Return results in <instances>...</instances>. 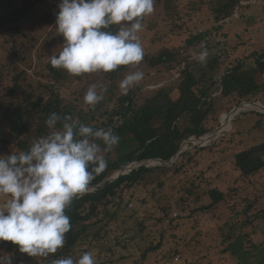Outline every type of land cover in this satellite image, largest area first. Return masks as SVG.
<instances>
[{
  "label": "rangeland",
  "instance_id": "rangeland-1",
  "mask_svg": "<svg viewBox=\"0 0 264 264\" xmlns=\"http://www.w3.org/2000/svg\"><path fill=\"white\" fill-rule=\"evenodd\" d=\"M79 1L72 0L73 5ZM134 1L135 6L140 5L141 1ZM225 1L171 0L168 3V0H147V21L135 27L127 25L124 10L120 19L126 28L121 37L138 48L141 58L113 80L91 66L78 67L83 55L78 50V40L66 36L61 29L60 17L64 12V9L59 11L61 0H11L7 6L0 0L3 19L17 9L27 10V19L16 25L19 32L10 27L0 28V146L7 147L0 150V243L2 234L16 217L12 213L19 214L20 206L37 196L35 188H42L41 174L55 165L58 153L64 152L66 146L77 147L81 156L85 153L91 160L117 157L120 148L117 143L95 144L93 140L111 136L112 129L105 128L111 122V127L118 123L119 116L111 115L126 93L136 95L138 106L142 95L147 96L159 87L170 90L176 99L186 63L194 61L205 65L213 58L219 60L221 69L213 75L219 83L212 97L222 92L227 71L240 62L244 71L253 76L240 84L243 93L264 84V72L255 69V54L264 52V0H239L231 16L216 20L214 9ZM58 53L70 58L67 79L62 85L57 84L45 68ZM80 70H83L82 78L75 79ZM52 84L61 91L63 105L74 111L69 114L68 125L51 135L53 155L38 160L36 165L39 166L32 178L23 171L14 179L16 175L4 165L9 149L12 150L16 142L7 124L15 118L16 109L23 112L24 99L29 104L40 98L45 102L48 98L45 88ZM14 85L18 88L9 94ZM263 96L264 88L259 98ZM253 103L262 107L242 101L220 115L221 125L229 116L233 118L227 128L217 124L208 133L212 135L220 128L223 132L218 137L200 145L185 142L181 153L184 155L180 158L181 154H177L171 163L131 162V170L141 166L175 165L179 172L167 176L157 174L138 187L124 190L108 207H101L98 217L91 223L102 222L88 226L72 253V260L82 264H259L264 259V169L244 178L235 166L236 154L264 142V103ZM222 116H226L223 121ZM73 127L79 129L75 135L70 133ZM85 129H94L95 137L84 139ZM160 181L165 187L157 196ZM185 183V191L188 193V188L193 191L191 198L180 191ZM209 187L223 192L227 202L209 212L193 213L194 209L210 202L209 197L204 196ZM79 190L72 187L63 195L74 196ZM196 195L200 197L199 202H196ZM144 200H147L146 205ZM54 203L45 210H51ZM61 203L60 200L58 205ZM164 206L168 207L169 216L165 217L166 213L161 210ZM41 213L30 222L54 214ZM80 231L82 233V229ZM162 235V248L143 260L144 251L161 240ZM230 244H236L241 259L226 251ZM176 250L181 251L177 255L179 258L169 261L168 254ZM28 254L29 258L22 264L42 263L35 250Z\"/></svg>",
  "mask_w": 264,
  "mask_h": 264
},
{
  "label": "trees",
  "instance_id": "trees-1",
  "mask_svg": "<svg viewBox=\"0 0 264 264\" xmlns=\"http://www.w3.org/2000/svg\"><path fill=\"white\" fill-rule=\"evenodd\" d=\"M139 1H141L140 5L135 6L134 0H81L75 5L72 0H61L59 5L62 7L59 11L64 9L60 17L61 29L66 36L78 40V50L83 55L78 67L91 66L102 76L114 80L140 61L138 48L130 46L121 37L126 27L120 19L125 10L128 26L135 27L146 23L149 6L147 0ZM170 1L168 0V3ZM10 3L11 0L3 2L4 6ZM238 3L239 0H227L224 5L215 8L216 20L231 16ZM26 11L17 9L14 13L6 15L4 19L0 17V28L10 27L14 32H19L16 25L27 19ZM201 37H206V34ZM255 55V69L264 72V52ZM69 60L70 58L65 54L58 53L45 65L57 84H65ZM220 66L217 58L207 60L205 65L194 61L186 63V67L182 70L183 78L178 83L179 97L176 99L165 87L155 88L147 96L142 95L139 106L135 102L136 95L133 96L132 92L123 95L111 115L114 118L119 116L118 123L111 127V122L105 128L112 129L111 136L93 140L95 144L117 143L120 148L117 150L116 158L91 160L86 158L85 153L81 156L75 146H66L64 152H59L58 159L55 156V165L41 174L39 181L42 188H35L38 190L37 196L22 204L19 214L12 213L16 217L8 230L2 234L0 264H8L12 261L22 264L29 258L28 253L31 250H35L37 257L42 259L40 264H82L72 260V253L83 233L88 231V226L99 225L102 222L91 223L93 218L98 217L101 207H108L115 199L122 196L124 190L138 187L157 174L167 176L179 172V169H175V165L142 166L110 182L109 179L115 173L120 172L133 161L169 162L179 153L186 141L192 137L199 138L214 130L216 125L220 124L218 121L220 115L242 101L264 103V96L259 98L264 84L257 85L246 93L241 91L240 84L253 77L244 71L241 62L227 71L228 74L222 82V92L212 97L219 83L213 75L221 69ZM82 73L83 70H80L75 75V79H81ZM55 84L46 86L45 93L48 98L45 102L44 98H40L39 101L29 104L24 99L23 112L16 109L15 118L7 124L16 141L14 147L18 151L14 152V147L12 150L9 149L4 165L16 175L14 179L23 171L28 178L34 176V171L39 166L36 165L38 160L53 155L51 135L55 130L69 123V114L74 109L63 105L61 91L54 87ZM17 88V85H14L9 94ZM226 121L228 118L224 123ZM70 130L71 135H75L79 129L73 127ZM84 133V139L95 137L94 129H85ZM2 149H7L5 144L3 147L0 146V150ZM183 155L184 153L179 157ZM235 166L244 178L255 176L263 170L264 142L236 154ZM186 186L185 183L180 191L191 198L193 191L188 188L187 193ZM72 187H77L80 191L75 196L65 197L54 214L46 216L41 221L30 222ZM87 187L97 188L91 192L83 190ZM164 187L165 183L160 181L158 185L160 191L157 196L162 194L161 190ZM204 196H208L210 202L194 209L193 213L199 210L209 212L219 204L227 202L226 195L215 187H209ZM153 197L156 200V196ZM196 197V202H199L200 197L198 195ZM146 201L144 200L143 204L146 205ZM166 209L168 207L164 206L161 210L166 213ZM167 215L166 213L165 217ZM22 229L24 231L20 232L19 230ZM81 229L82 233H80ZM163 243L162 235L161 240L156 244L152 243L151 247L144 251L142 259L145 260L147 255L161 249ZM226 251H231L241 259L237 255L236 244H230ZM179 254H181L180 250L168 254L169 261H174ZM181 257L183 256L180 255ZM259 264H264V259Z\"/></svg>",
  "mask_w": 264,
  "mask_h": 264
},
{
  "label": "built area",
  "instance_id": "built-area-1",
  "mask_svg": "<svg viewBox=\"0 0 264 264\" xmlns=\"http://www.w3.org/2000/svg\"><path fill=\"white\" fill-rule=\"evenodd\" d=\"M246 102L249 103L250 105H254V104H256V105H257L256 107H258V108H261V107H262L261 104L252 103V102H248V101H246ZM242 105H243V104H242ZM235 111H236V110H234L233 112H235ZM233 112H232V114H234ZM226 116L228 117V115H226ZM233 116H234V115H233ZM223 117H224V116H222L221 121H222ZM232 120H233V118L231 119L230 117H228L227 126H226L225 128H227V127L229 126L228 124H230V123L232 122ZM220 126H222V128H223L224 125H221V124H220ZM222 132H223V131L219 128L217 131L211 133L212 135H210V134H206V135L201 136V137H199V138H197V137H192V138H190L188 141H186V143H187V142H190V143H194L195 145H200V144H202V142H206V143H208V142L211 141V139H212L213 137H215V136L218 137V135H220ZM183 145H184V144H183ZM183 145H182V147H183ZM181 150H182V148H181ZM181 150H180V151H181ZM146 162H148V161H146ZM129 171H131V169H130V170H127V173H128ZM1 242H2V241H1ZM177 258H179V257L176 256L175 259H177ZM175 259H174V260H175Z\"/></svg>",
  "mask_w": 264,
  "mask_h": 264
},
{
  "label": "water",
  "instance_id": "water-1",
  "mask_svg": "<svg viewBox=\"0 0 264 264\" xmlns=\"http://www.w3.org/2000/svg\"><path fill=\"white\" fill-rule=\"evenodd\" d=\"M181 153H182V150L179 151L178 155L181 154ZM172 161H173V159H172L171 161H169V162H163V161L160 160V162H163V163H171ZM124 174H125V172H124V170H122V171H120V172L117 174V176L112 177L109 181L112 182V181L118 179L121 175H124ZM101 186H102V185H101ZM64 197H66V196L63 195V196H61L58 200H56L55 203L53 204V206L51 207V210H49L50 208H48L47 210L44 209V210L42 211L41 214H43V213H45V212L52 213L53 211H55V210L59 207L58 204H59L60 200H62ZM48 210H49V211H48Z\"/></svg>",
  "mask_w": 264,
  "mask_h": 264
},
{
  "label": "clouds",
  "instance_id": "clouds-1",
  "mask_svg": "<svg viewBox=\"0 0 264 264\" xmlns=\"http://www.w3.org/2000/svg\"><path fill=\"white\" fill-rule=\"evenodd\" d=\"M149 161H156V160H149ZM157 161H160V160H157ZM137 162H138V161H137ZM144 162H146V161H144ZM130 166H131V164L129 163V164H127L126 167L123 169L124 172H125L124 175L128 174L129 172H131L132 170L135 169V168H134V169H132L131 171H129V172L127 173V170H130ZM141 167H142V166H141ZM145 167H146V166H145ZM137 169H139V168H137ZM121 171H122V170H121ZM117 174H118V173H116L114 176H117ZM114 176H113V177H114ZM111 178H112V177H111ZM111 178H110V179H111ZM110 179H109V180H110ZM97 187H98V186H97ZM97 187H94V188L87 187V188H84L83 190H85V191H87V192H91V191L95 190ZM88 189H91V190H88ZM79 191H80V190H79ZM79 191H78V192H79ZM78 192H77V193H78ZM74 196H75V195H74ZM66 197H72V196H66ZM64 198H65V197H64ZM64 198H63V199H64ZM63 199H62V200H63ZM62 200H61V201H62ZM54 212H55V211H53V213H54ZM48 214H51V213H48Z\"/></svg>",
  "mask_w": 264,
  "mask_h": 264
},
{
  "label": "bare ground",
  "instance_id": "bare-ground-1",
  "mask_svg": "<svg viewBox=\"0 0 264 264\" xmlns=\"http://www.w3.org/2000/svg\"><path fill=\"white\" fill-rule=\"evenodd\" d=\"M247 109V108H246ZM240 112V111H239ZM241 113V112H240ZM230 117V116H229ZM223 128L225 129V127L227 126V121L223 124Z\"/></svg>",
  "mask_w": 264,
  "mask_h": 264
}]
</instances>
